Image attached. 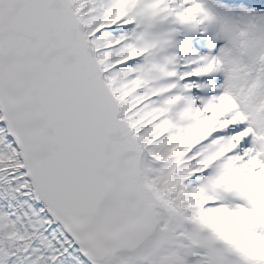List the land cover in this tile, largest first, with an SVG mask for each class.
<instances>
[{
  "label": "snow or ice",
  "instance_id": "6c2138e0",
  "mask_svg": "<svg viewBox=\"0 0 264 264\" xmlns=\"http://www.w3.org/2000/svg\"><path fill=\"white\" fill-rule=\"evenodd\" d=\"M0 264H264V0H0Z\"/></svg>",
  "mask_w": 264,
  "mask_h": 264
}]
</instances>
